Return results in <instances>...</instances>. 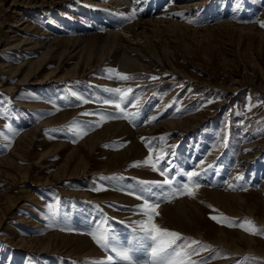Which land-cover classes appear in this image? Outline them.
Wrapping results in <instances>:
<instances>
[{
    "label": "rangeland",
    "instance_id": "374dc122",
    "mask_svg": "<svg viewBox=\"0 0 264 264\" xmlns=\"http://www.w3.org/2000/svg\"><path fill=\"white\" fill-rule=\"evenodd\" d=\"M76 3L82 5L81 1ZM88 5L86 14L97 7ZM174 5L173 19L183 25L150 34L133 52L145 49L158 64L124 71L93 59L86 65L87 56L96 55L89 47L75 50V40L47 38L51 26L78 25L70 2L0 0V18L4 19L0 24V264H123L91 234L106 227L120 247H129L142 234L131 216L116 213L133 214L139 209L95 197L104 191L135 192L149 202L183 201L190 196H172V190L188 182L187 172L196 171L200 175L195 182L200 187L193 191H225L222 187L228 181L231 187L226 192L256 191L264 200L260 192L264 189V0H177ZM92 19H96L95 14ZM33 42L38 46H32ZM116 73L129 79L119 78L112 88L107 82L111 76L118 78ZM118 88L132 90L122 106L126 112L138 111L134 119L123 118L114 104L102 103L117 100ZM137 101L138 109L132 107ZM66 114L67 118H60ZM109 114L119 118L99 120L100 115ZM172 120L178 124L168 127L165 121ZM73 122L83 126L86 134L71 131ZM114 122H123L131 129L156 126L139 142L146 150V159L151 152L149 164H156L160 179L130 174L128 171L143 165L136 156V162L124 164L125 169L119 172L61 179L82 168L79 162H86L87 169L95 172L109 161L107 153L126 149L128 145L117 135L97 144L99 147L85 148V160L76 158L81 152L72 154L67 148L79 150L83 137ZM130 163L135 167H129ZM162 168H170L168 175L175 177L170 186L139 183L162 182ZM238 175L242 179L234 180ZM145 188L151 192L141 193ZM194 200L210 220L212 216L236 222L246 218L264 229L250 215L233 217L209 199ZM213 221L251 235L241 227L226 226L228 221ZM164 229L180 233L189 243L201 242L192 246L199 254L186 257L188 264L226 258L225 264H264V255L259 252L236 253L173 227ZM77 234H84L101 256L71 251L72 235ZM252 237L264 241V236ZM143 250L133 253L134 262L146 264L150 259ZM108 256L113 260L108 261Z\"/></svg>",
    "mask_w": 264,
    "mask_h": 264
},
{
    "label": "bare ground",
    "instance_id": "6f19581e",
    "mask_svg": "<svg viewBox=\"0 0 264 264\" xmlns=\"http://www.w3.org/2000/svg\"><path fill=\"white\" fill-rule=\"evenodd\" d=\"M77 1H81L82 5L76 3ZM66 2H70L72 11L77 15L78 18L76 19V24L78 25L72 26L68 24L65 27H60V25L51 26L49 27L50 31L47 32V38L50 40L58 38H64L65 40L67 38L71 39V41L75 40L77 43L74 47L75 50L77 48L81 50L89 47L88 50L96 52V55L94 56V59L89 54L85 59L86 65L93 59L96 63L103 61L104 63H110V66L112 64L114 67H118L120 70L124 71H128L132 66H138V68H148L152 63H157V60L150 52L145 51V49L133 55L134 49L140 45V40L146 39L150 34L158 32L163 28L183 25L181 22L179 23L173 19V15L175 14L173 12L177 8L174 4L177 0H66ZM90 3H93L97 7L93 9L94 11L86 14L84 11L89 7L88 4ZM162 9L165 11L160 12ZM133 10H135L136 15L129 18L131 17ZM92 14L96 15L95 20L92 19ZM3 21L4 19L0 18V24H2ZM29 25L30 23H27V26ZM98 26L103 29H97ZM88 34H91V36H87ZM32 46H38V43L33 42ZM39 46L43 45L40 44ZM40 61L41 59H39V62ZM111 77L112 79L107 83H109L110 87L114 88V85H117L115 83L121 80L119 77ZM68 116L69 114H66L60 118L65 119ZM58 121L60 120L58 119ZM165 122L168 124V127H175L178 124L173 120ZM184 122L187 123L186 120H184ZM155 127L156 126L152 125L149 127L145 126L140 129H131L123 122L105 124L101 129L97 130L93 134L83 137L80 145V147H82L79 150L70 146H67V148L71 149L70 151L72 154H74L76 150L77 152H81L82 156L76 155V158L85 160V157L87 156H84L82 153L85 148L93 149L97 144L105 143V141H108L117 135L120 137V141H123L128 145L126 149H120L117 152L112 151L111 153H107L106 155L109 161L106 160L107 162H105L103 160L105 166L95 172L87 169L86 162H79L82 168H79V170L75 173H69L64 177L60 176L61 179L66 178V180H70L73 178L75 179L77 176L82 177L98 173L119 172L125 169L124 164L129 162L134 163L135 156L140 158L141 162H144L146 160L147 153L143 144H140L139 139ZM132 163L129 165L131 168L135 167V164ZM150 166L151 165L149 163H143V165H137L135 170L128 172L130 174L138 175L144 179L159 180V174L152 169V166ZM222 189L225 191L215 189L207 190L206 188L200 189L199 191H194L195 195L191 196L190 199L183 201H173L169 199V202H165L164 200L156 199L153 202H150L159 203V208L157 209L159 215H154V222L163 228L173 227L184 235H192V237L202 241L206 239L213 242L217 246L227 248L236 253L251 251L255 253L259 252L264 255V241L252 237V235H247L241 232L240 229V231L235 229H226L225 227L216 224V222L207 217L205 209L203 211L197 206L196 200L194 199H198L199 202H205L209 199L215 206L224 210L233 217L241 216L243 214L250 215L264 225V200L259 196V192H226L230 190V184L228 181L224 183ZM260 192L264 193V189L262 188ZM85 196L90 197L91 195L85 194ZM95 197L102 201L114 200L120 203L128 204L133 209L138 208L139 210L143 204L132 196L123 193H110L108 191H104V194L102 193L101 197L100 195H96ZM203 198H205V200ZM139 210L133 214H124L122 212L116 214L126 217L131 216L130 220L135 221V225L139 227V223L146 219ZM72 236L74 242L71 245V251H75L76 253L82 255L99 254L101 256L99 250L93 246L91 241L84 234ZM243 244L244 246L242 247ZM255 246H257V248ZM227 260L228 259L226 258L224 260L213 261L209 264H225ZM108 264L118 263L108 262Z\"/></svg>",
    "mask_w": 264,
    "mask_h": 264
},
{
    "label": "snow or ice",
    "instance_id": "6c2138e0",
    "mask_svg": "<svg viewBox=\"0 0 264 264\" xmlns=\"http://www.w3.org/2000/svg\"><path fill=\"white\" fill-rule=\"evenodd\" d=\"M136 15L135 10H133L131 17ZM190 23L194 21H189ZM261 27H264V22H261ZM117 76L122 80H127L129 77L126 74L116 73ZM151 79L155 80L157 77H151ZM131 89H127L122 91L121 89H115V92L118 94L117 100L106 99L102 103L104 104H114L115 108L123 113V118L125 119H134L139 113L137 112H126L125 108L122 106V102L126 100L129 93H131ZM139 101L132 104V107L139 108ZM83 115H95L94 113H83ZM119 118L114 115H100V121H106L110 119ZM152 119H156L153 117ZM151 122V121H149ZM95 123V122H94ZM70 130L76 132L80 135L86 134V131L83 126L77 125L73 122L70 125ZM143 139V138H142ZM152 160L151 152L149 157L143 162L145 164L150 163ZM201 164L204 162L201 161ZM152 169L154 171L157 170L156 164H152ZM211 167V165H209ZM170 168H162L159 169L160 175L164 177L162 182L157 181H140L139 183L143 185H153L155 187L163 188L165 185H171L175 180V177H170L168 172ZM188 182L184 183L180 188H176L172 190L171 195L175 196L177 193L180 195L187 194L190 197L194 196L195 193L193 188H199L200 185L195 182V178H197L200 173L196 171H189L186 173ZM115 178V177H114ZM101 179H104L103 177ZM236 180H241L242 176H236ZM231 187V186H230ZM99 190V189H94ZM143 192H151V188H145L140 190ZM129 195H135L136 199L143 200V204L140 207L141 214L146 218L139 223V232L142 234L135 239L134 244H130L129 247H120L118 243L115 241L113 237L110 236L109 230L106 227H101L98 229L96 233H92L93 240L102 248H107L110 251L115 252L116 256L123 262V264H138V262H134L133 253L138 251L139 249H146L148 251V255L150 259L146 262V264H188L186 261V257H190L191 255H198L199 252L193 248V245H199L201 242L196 240H191L188 242L187 238H183L180 233L175 231H170L158 226L157 223L154 222V215H159L157 209L159 208V203H150L148 199H145L144 196L136 195L135 192L127 193ZM162 198V197H161ZM213 220H216L217 223H224L228 221L226 226L233 227H241L245 232L251 235H261L264 236V229H259L253 221L244 219L242 222L229 221L227 217H221L218 219L215 216L211 217ZM247 225V226H245ZM65 230V229H62ZM68 231H72V229H67ZM178 241H183V243L178 244ZM108 261H112L113 257L108 256ZM99 264V262H96ZM191 264H195V262H191Z\"/></svg>",
    "mask_w": 264,
    "mask_h": 264
}]
</instances>
